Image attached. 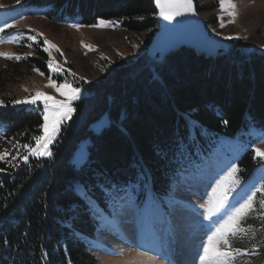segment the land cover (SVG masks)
<instances>
[{
	"label": "trees",
	"instance_id": "1",
	"mask_svg": "<svg viewBox=\"0 0 264 264\" xmlns=\"http://www.w3.org/2000/svg\"><path fill=\"white\" fill-rule=\"evenodd\" d=\"M25 4L56 19L80 18L84 24L121 19L134 32L158 25L154 0ZM42 55L3 72L10 78L34 63L44 67ZM4 74L0 77L6 78ZM96 88L93 97L77 104L49 160H23L29 153L22 146H34L33 137L42 135L43 113L0 108V152H8L0 160V264H101L92 249L101 226L95 211L108 209L113 194L135 183L164 197L181 171L212 154L222 137L242 136L250 127L264 133V54L247 53L236 43L225 55L183 47L163 62L146 50ZM103 114L110 123L96 133L92 123ZM87 138L88 158L77 165L72 156ZM258 163L250 148L240 159L242 175L248 176ZM262 211L256 207L244 222L260 228L257 251L246 264H264Z\"/></svg>",
	"mask_w": 264,
	"mask_h": 264
},
{
	"label": "rangeland",
	"instance_id": "2",
	"mask_svg": "<svg viewBox=\"0 0 264 264\" xmlns=\"http://www.w3.org/2000/svg\"><path fill=\"white\" fill-rule=\"evenodd\" d=\"M195 1L199 6L200 16L205 19L214 38L236 43L240 50L250 54H264V0H233L237 5L234 23L228 22L232 18L221 11L219 0ZM41 11V8L25 4V0H20L19 3L17 0H0V26L5 22L14 25L0 32V52L13 56V59L0 56V74H4L5 70L11 71V65L26 62L29 58L43 57L42 52L46 55L47 62L49 54L43 51L47 47L45 40L56 45V48H50L49 51L51 58L62 67L63 73H51L45 62L44 67L34 63L29 70L18 72L17 76L9 78L8 74H4L6 78L0 77V102H3L0 108L10 105L43 113V98L35 105L14 103L16 100L32 98L37 91L51 95L56 100L67 99L70 95L68 89H62L65 94L61 95L47 86L49 77L58 84L67 80L73 88L79 87L81 94L80 99L72 102L75 111L71 119L63 122L58 135L48 145L52 155L36 157L28 154V161L31 158L51 159L53 146L60 139L62 128L78 111L77 104L96 94L97 83L108 79L118 68L138 60L148 50L159 30L157 25L141 32L129 31L122 26L121 19H99L95 23L84 24L80 18L56 19ZM220 17L225 22L223 28L220 27ZM101 20L107 26L100 25ZM75 24L81 27H73ZM31 36H36V40H31ZM229 36L233 39H226ZM86 45H91L94 50H89ZM15 56H20L21 59L16 60ZM34 69H39L44 75L41 76ZM109 123L108 114H103L92 123L91 128L99 133ZM0 129L4 130L3 127ZM90 141V138L84 139L74 151L72 161L77 165L88 158ZM250 148H259L264 152V133L257 131L255 127H250L239 137H222L212 154L181 171L172 189L164 197H157L150 188L135 183L113 194L108 209L97 207L95 211L101 224L92 243L97 259L101 264H200V245L207 239V230L202 225L209 224V221L201 215L204 209L199 205L207 201L211 185L232 165L239 169L236 175L240 183L229 196L230 204L242 202L254 187L264 185V159L258 157L256 152L258 165L248 176L242 175L240 159ZM262 198L264 194L257 193L254 211L249 217L254 215L256 207L257 210L260 209L259 201ZM121 206L124 207V212L118 214L116 209ZM245 221L241 227L246 231L231 238L232 247L241 249L233 264H246L250 253L258 248L259 239L255 235L260 228L246 225ZM241 241H246V244L238 247L237 245L241 246ZM141 253L146 255H140ZM149 257H152L151 261Z\"/></svg>",
	"mask_w": 264,
	"mask_h": 264
},
{
	"label": "snow or ice",
	"instance_id": "3",
	"mask_svg": "<svg viewBox=\"0 0 264 264\" xmlns=\"http://www.w3.org/2000/svg\"><path fill=\"white\" fill-rule=\"evenodd\" d=\"M19 2L20 0H17V3ZM155 4L159 9V15L168 21H172L185 13H194L195 11L193 0H155ZM219 7L223 13L232 18L228 22L234 23L237 15V5L233 3V0H219ZM99 24L107 26L103 20H101ZM72 26L76 28L81 27L79 24ZM11 27H14V25L5 22L0 26V32H4L6 28ZM220 27H225L223 17H220ZM30 39L34 41L36 40V36H31ZM226 39H233V37L229 36L226 37ZM44 44L47 45V47H44L43 51L49 54V59L46 62L48 69H50L51 73H63L62 67L54 58H51V52L49 51L50 48H56V45L48 40H45ZM86 47H88L89 50H94L91 45H86ZM0 56L6 59H13L10 53L0 52ZM14 58L16 60L21 59L20 56H15ZM34 70L41 76L44 75L39 69ZM72 75L74 76L75 74L72 73ZM47 86L54 88L57 92H60L61 95L65 94L62 92V89H68L70 95H68L65 100H56L51 95L37 91L32 98L14 101L17 105H35L40 98H43L44 123L41 125L43 135L33 137L35 140L34 147L29 144H24L22 146L27 149L30 155L36 157L44 155L50 157L52 155L51 151L48 150V145L52 143L58 135L63 122L71 119L75 111L72 102L80 99L81 94V89L79 87L73 88L67 80L58 84L56 80L49 77ZM2 103L3 102H0V104ZM225 123H227V121H225ZM255 152L258 157L264 159V152L259 148H256ZM7 155V150L0 152V160H6ZM28 159L29 157L27 155L23 156L24 163L27 164ZM0 171H3V169H0ZM238 171L239 169L235 165H232L223 176L216 180L214 185H211V193L208 195L207 201L199 205L200 208L204 209L201 215H203L205 220L209 221V224L202 225V227L207 230L205 232L207 239L200 245V252L198 253L200 264H233L236 255L241 253V249L232 247L231 238L246 231L241 227V224L254 211L257 193L264 194V185L261 187H254V189L250 191V194L243 198L242 202H238L235 205L230 204L229 196L240 183L236 175ZM259 208L264 210V198L259 201ZM137 211H139L138 208ZM116 212L118 214H123L124 207L121 206L119 209H116ZM261 219L264 220V211L261 212ZM140 255H146V253H141ZM148 259L151 261L152 257Z\"/></svg>",
	"mask_w": 264,
	"mask_h": 264
},
{
	"label": "water",
	"instance_id": "4",
	"mask_svg": "<svg viewBox=\"0 0 264 264\" xmlns=\"http://www.w3.org/2000/svg\"><path fill=\"white\" fill-rule=\"evenodd\" d=\"M193 7L194 13H185L172 21L163 19L156 7L159 30L147 50L154 61L163 62L168 55L183 47L209 55L227 54L232 44L214 38L207 28L205 19L200 16L199 6L195 0Z\"/></svg>",
	"mask_w": 264,
	"mask_h": 264
}]
</instances>
